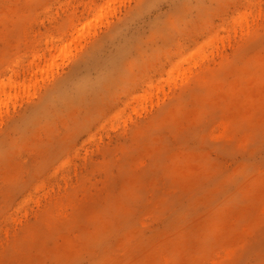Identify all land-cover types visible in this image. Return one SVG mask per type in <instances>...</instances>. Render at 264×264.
<instances>
[{
    "label": "rangeland",
    "instance_id": "374dc122",
    "mask_svg": "<svg viewBox=\"0 0 264 264\" xmlns=\"http://www.w3.org/2000/svg\"><path fill=\"white\" fill-rule=\"evenodd\" d=\"M0 90V264H264V0H0Z\"/></svg>",
    "mask_w": 264,
    "mask_h": 264
},
{
    "label": "bare ground",
    "instance_id": "6f19581e",
    "mask_svg": "<svg viewBox=\"0 0 264 264\" xmlns=\"http://www.w3.org/2000/svg\"><path fill=\"white\" fill-rule=\"evenodd\" d=\"M251 12H252V11H251ZM243 14H244V13H243ZM240 15H241V14H240ZM240 15H239V16H240ZM244 15H245V14H244ZM244 15H243V16H244ZM239 16H238V17H239ZM241 16H242V15H241ZM245 18H246V16L244 17V19H245ZM242 19H243V18H242ZM244 19H243V20H244ZM236 22H237V21H235V23H236ZM233 24H234V22H233ZM239 24H240V23H239ZM236 26H237V25H236ZM180 65H182V64H180ZM176 66H177V65H176ZM176 66H175V67H176ZM170 69H171V68H170ZM170 71H171V70H170ZM173 71H174V70H173ZM168 72H169V71H168ZM168 72H167V73H168ZM168 76H169V75H168ZM151 83H152V82H151ZM150 87H151V85H150ZM153 87H154V86H153ZM153 87H152V88H153ZM0 91H1V90H0ZM1 95H2V94H1ZM148 95H149V94H148ZM0 97H1V96H0ZM7 98H8V96H7ZM7 98H6V99H7ZM9 98H10V97H9ZM146 99H147V98H146Z\"/></svg>",
    "mask_w": 264,
    "mask_h": 264
}]
</instances>
